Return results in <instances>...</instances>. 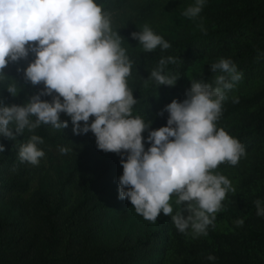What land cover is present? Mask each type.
I'll return each instance as SVG.
<instances>
[{
	"label": "trees",
	"instance_id": "trees-1",
	"mask_svg": "<svg viewBox=\"0 0 264 264\" xmlns=\"http://www.w3.org/2000/svg\"><path fill=\"white\" fill-rule=\"evenodd\" d=\"M154 1L94 0L110 18L112 32L121 36L120 46L131 62L127 85L137 100L132 117L147 123L157 107L162 111L173 99H186L192 81L215 87L214 79L222 73L211 72V64L230 59L242 79L227 91L216 127L237 139L244 155L236 165L224 162L213 171L251 161L249 177L258 175L263 186L256 194L222 202L228 223L224 230L209 225L207 235L194 236L191 227L179 232L170 218L147 221L129 200L118 199L121 159L127 153L99 150L91 131L74 134L70 117L60 113V120L68 122L64 129L41 124L32 131L25 128L15 140L0 135V264H264V216L257 215L255 205L259 200L264 208V0H207L213 4L207 24H180L168 35L152 29L171 47L145 52L130 34L135 24L146 25L141 18ZM167 57L175 63L166 64L162 74L178 78L173 86L157 85L149 75ZM197 64H202L201 73L188 79ZM43 88L26 82L10 101L0 84L9 106L27 103ZM40 99L51 102L52 96ZM167 118L166 111L157 115L142 133L145 151L149 131L166 126ZM32 135L42 138L37 148L44 156L68 149L51 174L40 175L35 188L33 165L18 156Z\"/></svg>",
	"mask_w": 264,
	"mask_h": 264
},
{
	"label": "clouds",
	"instance_id": "clouds-1",
	"mask_svg": "<svg viewBox=\"0 0 264 264\" xmlns=\"http://www.w3.org/2000/svg\"><path fill=\"white\" fill-rule=\"evenodd\" d=\"M203 4L204 0H196L182 15L197 17ZM130 35L145 52L171 47L147 25ZM120 45L121 36L112 32L110 18L94 0H0V76L9 62L26 58L31 51L35 59L24 69L25 78L32 85H44L23 105L0 106V135L15 140L25 128L32 131L41 124L64 129L68 122L60 120V113H65L74 134L91 131L99 150L127 153L121 159L118 199L129 200L147 221L155 223L162 212L179 232L191 227L194 236L207 235L226 193L235 191L213 170L224 162L236 165L244 155L243 145L216 127L226 93L242 73L230 59L211 64V72L222 73L215 77V87L192 81L186 99H173L159 113H168L166 126L149 131L150 147L145 151L142 133L150 122L132 117L137 100L127 85L131 62ZM168 63H175V58H161L151 71L149 78L157 85L175 84L178 77L162 74ZM7 90L15 93L12 86ZM43 95L52 96L51 102L41 100ZM90 117H94L91 123ZM39 143L42 138L32 135L22 144L20 161L37 165L44 156ZM173 197L178 206L175 215ZM260 204L255 201L257 215L264 216Z\"/></svg>",
	"mask_w": 264,
	"mask_h": 264
},
{
	"label": "rangeland",
	"instance_id": "rangeland-1",
	"mask_svg": "<svg viewBox=\"0 0 264 264\" xmlns=\"http://www.w3.org/2000/svg\"><path fill=\"white\" fill-rule=\"evenodd\" d=\"M196 0H155L154 4L151 8L145 12L142 16V20L145 22L147 26L151 29L159 31L161 34L168 35L170 31L174 29H178V26L181 24L183 26L194 25V21H199L201 23L207 24L209 18H207L208 14H211L212 2L204 0V4L201 12L195 18H189L182 15V13L189 7L194 6ZM204 13V16H202ZM131 28V27H130ZM134 32L142 31V25H137L132 29ZM35 59V54L29 51L26 58H22L17 62H9L8 65L3 69V75L0 76V84H4L6 91L8 92V87L12 86L15 88V93L11 94L8 92V96L10 97V101L14 100L22 90V87L26 82H29L24 75V69ZM202 71V64H197L189 69L187 77L188 79H192L198 76ZM0 106H9V99L6 98L1 90H0ZM161 109L157 107L155 112H153L151 118L147 121L150 122L149 126L152 125L153 120L157 115H159ZM67 116V115H66ZM65 155L62 152L57 151H48L47 154L39 160L37 165H33L34 177L32 180V188L38 183V179L40 175L46 176V173L51 174L53 172L54 165L60 160L64 158ZM252 160V159H250ZM251 161H242L234 168H227L223 171L216 170L213 171V174L223 175L230 181L231 187L235 189L234 192H227L225 199L222 201L227 203L231 198L237 197H246L251 194H256L259 189L263 186V182H260L258 179V175L254 178H250L249 175L251 171L249 170V166H251ZM175 197H173L172 201H170L171 206L173 207L172 215H175L178 206L175 204ZM186 215V213H185ZM161 220H166L171 217L165 216L162 212L160 213ZM212 225L218 226L220 229L224 230L228 226L224 210L221 209L218 213H216V219L213 221ZM192 233V229H191ZM171 257V254L168 255Z\"/></svg>",
	"mask_w": 264,
	"mask_h": 264
}]
</instances>
